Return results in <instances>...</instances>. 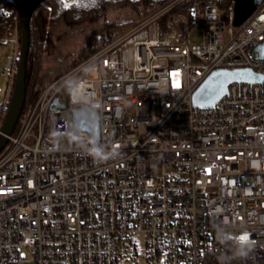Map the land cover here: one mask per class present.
I'll use <instances>...</instances> for the list:
<instances>
[{
	"label": "built area",
	"instance_id": "1",
	"mask_svg": "<svg viewBox=\"0 0 264 264\" xmlns=\"http://www.w3.org/2000/svg\"><path fill=\"white\" fill-rule=\"evenodd\" d=\"M182 1L39 86L21 110L0 151V264H205L226 246L217 225L251 233L264 264V80L231 82L212 106L192 101L214 69L264 73L252 52L264 40V0L238 26L233 1L195 4L191 20L168 12ZM195 23L202 39L192 43ZM3 44L0 121L17 26ZM55 96L69 108H52ZM78 104L98 110V138L73 124ZM93 141L118 154L95 161Z\"/></svg>",
	"mask_w": 264,
	"mask_h": 264
},
{
	"label": "trees",
	"instance_id": "2",
	"mask_svg": "<svg viewBox=\"0 0 264 264\" xmlns=\"http://www.w3.org/2000/svg\"><path fill=\"white\" fill-rule=\"evenodd\" d=\"M172 0H39L33 7L28 27H29V47L26 58L25 73V100L22 111L30 107L37 96L36 82L39 77L41 67L42 53H52L55 49V43L52 39L51 26L61 20L68 26L80 24L85 21H95L104 17L107 12V6L110 4H131L135 7L143 3L162 7ZM231 0H184L176 3L169 9V13H185L191 20L193 10L196 6L203 8L209 4H216L220 9L225 8ZM25 0H0V40L8 39L17 26L18 33L21 35V13ZM115 25H101V33L88 39L79 50L72 65L84 60L104 43L109 42L115 34L113 30ZM105 35V36H104ZM104 37L101 43L99 38ZM3 42V41H2ZM19 60V58H18ZM59 94L66 98L68 95L67 88L61 90ZM4 113L1 117L0 127ZM18 124L15 127L17 129ZM231 255L228 245L222 251H211L205 264H220L218 257L222 260H229ZM230 264H263L262 255L258 249H253L246 259H232Z\"/></svg>",
	"mask_w": 264,
	"mask_h": 264
},
{
	"label": "water",
	"instance_id": "3",
	"mask_svg": "<svg viewBox=\"0 0 264 264\" xmlns=\"http://www.w3.org/2000/svg\"><path fill=\"white\" fill-rule=\"evenodd\" d=\"M39 0H25L21 13L20 56L16 77L12 88L8 107L0 128V151L5 146L8 136L13 132L25 100V73L26 58L29 47L28 22L34 5ZM234 4L232 23L240 25L263 0H231ZM252 52H257L259 58H264V40L253 47ZM228 74V75H221ZM264 80V73L251 68L242 67L234 69H214L196 87L192 94L193 104L206 107L214 105L228 90L231 82H260ZM52 108L64 110L69 108L67 99L60 100L55 96ZM73 124L89 131L93 137H99V112L88 107L87 104H78L72 107Z\"/></svg>",
	"mask_w": 264,
	"mask_h": 264
},
{
	"label": "rangeland",
	"instance_id": "4",
	"mask_svg": "<svg viewBox=\"0 0 264 264\" xmlns=\"http://www.w3.org/2000/svg\"><path fill=\"white\" fill-rule=\"evenodd\" d=\"M111 1L114 2L115 0ZM162 7L158 8L157 6H155L154 8H152V5H146L141 2L137 7L131 4H110L107 6V12L105 16L95 21H85L73 26H68L61 20L57 21L51 26L52 39L55 43V49L52 53H42L41 67L35 88H38L47 81L58 77L59 75L76 66L78 63L72 65V62L76 58L79 50L88 39L94 37L98 33L100 35L102 24L115 25V28L113 30L115 36L109 41L111 42L130 31L143 20L151 17L152 14H154ZM103 38L104 37H100L98 39L100 43L104 41ZM201 39V24L195 23L191 25L189 41L195 43L201 41ZM109 42L104 43V45L108 44ZM9 48V44L0 45V66L2 68L5 65V60L9 52ZM5 86L6 81L2 78L1 70L0 103L4 96Z\"/></svg>",
	"mask_w": 264,
	"mask_h": 264
},
{
	"label": "clouds",
	"instance_id": "5",
	"mask_svg": "<svg viewBox=\"0 0 264 264\" xmlns=\"http://www.w3.org/2000/svg\"><path fill=\"white\" fill-rule=\"evenodd\" d=\"M85 71H90V67L85 68ZM118 153L115 150L108 151L100 147L95 141H93L86 148V155L91 156L97 162L107 161L110 158H115ZM216 239L221 245H228L231 255H225L230 257L225 261L218 257L220 264H230L232 259H246L255 247V241L251 237V233L242 231L238 234L231 233L225 230L222 225L216 226Z\"/></svg>",
	"mask_w": 264,
	"mask_h": 264
},
{
	"label": "snow or ice",
	"instance_id": "6",
	"mask_svg": "<svg viewBox=\"0 0 264 264\" xmlns=\"http://www.w3.org/2000/svg\"><path fill=\"white\" fill-rule=\"evenodd\" d=\"M95 2V0H93V3ZM221 75H228V74H221Z\"/></svg>",
	"mask_w": 264,
	"mask_h": 264
}]
</instances>
